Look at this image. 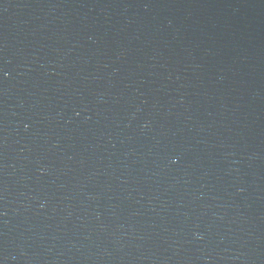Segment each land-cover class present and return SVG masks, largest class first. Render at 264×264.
<instances>
[{"label":"water","instance_id":"95a60500","mask_svg":"<svg viewBox=\"0 0 264 264\" xmlns=\"http://www.w3.org/2000/svg\"><path fill=\"white\" fill-rule=\"evenodd\" d=\"M0 264H264V0H0Z\"/></svg>","mask_w":264,"mask_h":264}]
</instances>
